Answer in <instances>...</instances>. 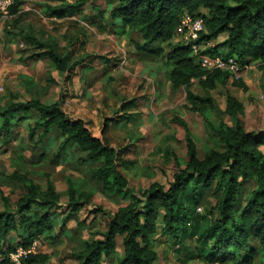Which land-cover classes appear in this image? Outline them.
<instances>
[{
	"label": "trees",
	"instance_id": "1",
	"mask_svg": "<svg viewBox=\"0 0 264 264\" xmlns=\"http://www.w3.org/2000/svg\"><path fill=\"white\" fill-rule=\"evenodd\" d=\"M25 1L14 0L10 14H19ZM95 1L40 4L46 15L63 18L82 12ZM95 12L98 17L90 16L94 24L137 32L142 41L134 43L136 49L156 58L165 55L173 62L168 75L172 88H184L186 107L205 118L219 146L201 156L188 121L176 115L174 120L186 130L187 158L173 152L175 167L169 182L154 181L139 194L122 170L124 149L108 141L112 117H105L94 130L87 117L70 116L62 98L44 101L12 94L8 105L0 107V145L15 139L18 127L28 121L29 148L39 160L86 170L89 179L78 181L68 174L67 188L61 191L48 171L40 182L22 167L8 173L9 181L0 170V264L11 263L9 255L19 244L29 245L38 236L60 244L63 234L74 242L70 256L75 264H105L119 247L123 253L116 264H156L155 241L160 237L186 248L188 254L190 244L188 257L203 264H264V128L245 127V105L231 91L224 112L235 119L234 124L206 116L216 106L211 91L219 83L230 81L243 89L248 85L243 78L233 79L227 70L204 68L191 45L174 41L185 12L202 15L206 27L200 41L224 35L207 46L206 52L219 53L224 48L226 56L242 63L258 61L264 69V0H110L109 8ZM25 37L35 43L33 48L43 49L26 51L24 60L47 57L65 78L85 62L86 57L71 62V51L61 52L54 44ZM195 81L205 93L194 90ZM5 184L20 187L17 198L4 190ZM96 190L122 197L129 194L130 199L108 215L104 229H89L88 237H79L68 226L71 220L82 222L79 214L84 209L105 213L94 203ZM210 194L215 198L211 205L207 201ZM202 206L204 210L199 211ZM13 233L18 241L10 240ZM50 259L48 252L41 251L29 255L23 264H51ZM186 260L182 263L187 264Z\"/></svg>",
	"mask_w": 264,
	"mask_h": 264
},
{
	"label": "rangeland",
	"instance_id": "2",
	"mask_svg": "<svg viewBox=\"0 0 264 264\" xmlns=\"http://www.w3.org/2000/svg\"><path fill=\"white\" fill-rule=\"evenodd\" d=\"M59 1L61 0H26L23 11L19 14L0 17V84L4 86V90H0V107L8 105L12 94L19 95L22 99L32 96L52 101L68 91L78 93L85 92L86 89L94 93L98 91L99 94H95L98 98L93 96L82 104L83 107L89 108L87 114L90 116L80 115L89 119L94 130L100 128L105 117H113L107 133L108 141L111 145L124 149L123 158L126 162H123L122 170L129 178L132 189L139 194L154 181L165 184L169 182L175 167L172 160L173 152L187 158L186 130L174 120L176 115L188 121L201 156L209 148L219 146L205 118L186 107L183 88L178 89V93H159L156 96L153 93H132L133 87L136 86L135 82H132L137 71L135 66L125 65V61L122 67L111 66L108 69L102 67L100 63L102 57H112L110 59L121 65V61L132 57L133 46L126 39L128 33L119 25L116 26L117 31L109 29L110 25L101 28L94 24L90 17L94 15V11L109 8L110 0H96L82 12L62 19L46 15L44 7L40 4ZM25 35H31L46 44H54L61 52L70 49L71 62L86 57L85 63L78 65L73 78L67 81L47 57L24 60L26 51L36 52L43 49V46L33 48L32 45L35 43H31ZM222 37L223 35L218 39ZM218 52L226 55L227 49L219 48ZM90 64L93 68L87 67ZM258 64V61H253L249 68L244 69L243 80L247 83L248 89L236 87L229 81L227 85L219 83L211 91L216 106L206 112L207 119L215 121L223 119L234 124L235 119L224 112L227 92L231 91L245 105L242 116L245 127L256 130L264 128V69ZM107 72L110 75L108 78L105 76ZM194 89L198 93H205L198 82ZM123 90L125 93H121ZM128 101L131 105L134 102L137 105L124 108ZM119 117H128L131 120L122 122L119 121ZM28 129L29 123L26 121L18 127L15 139L0 145V170L5 174L3 176L5 181H9L8 173L21 167L28 169L40 182L44 181L43 173L50 172L61 191L67 188L65 176L69 173L78 181L86 180L85 174L80 173L81 171L67 170L68 168L63 167L66 164L58 165L45 161L42 165H35L38 164V157L32 153L31 148H28L31 147L27 139ZM25 148L27 150L23 151ZM21 161L25 166L20 164ZM7 184L3 186L4 190L10 193L12 198H17L20 187ZM129 199V194L122 197L96 190L94 203L101 205L105 213L87 214V210L84 209L80 217L85 220H83L85 224L90 225L92 231L104 229L108 215ZM207 201L210 205L214 204V196L210 194ZM198 210L203 211L204 207H199ZM75 224V220L69 223L71 226ZM84 234L90 235L89 229L84 230ZM68 246L66 243L55 246L48 239H44L43 250L51 255V264L60 262L75 264L76 261L69 255ZM155 247L159 253L156 264H184L182 262L186 259L187 264H203L188 257L190 244L187 246L189 254L186 248L179 244L173 245L171 240H164L162 237L155 241ZM122 253V248L119 247L114 258L106 260V264H116Z\"/></svg>",
	"mask_w": 264,
	"mask_h": 264
},
{
	"label": "crops",
	"instance_id": "3",
	"mask_svg": "<svg viewBox=\"0 0 264 264\" xmlns=\"http://www.w3.org/2000/svg\"><path fill=\"white\" fill-rule=\"evenodd\" d=\"M21 11H23V7H22ZM93 14L97 15L95 11H94ZM52 17L56 18L54 16H52ZM96 17H98V15ZM63 18H65V17H63ZM57 19H62V18H57ZM103 23L105 24V23H107V21L103 20ZM122 30L124 32L128 33V36L126 37V39L128 40V43L133 46L132 49H131L132 50L131 51L132 52V54H131L132 57L129 58V59L126 58L125 65L135 66L136 70H137L135 75H134V77H133V79H132V82H135V85H136L135 87H133V92L132 93H141V94H143V93H153L155 96L157 94H159V93H178L177 92L178 89H181L183 87L178 88V89L172 88L170 80H169V77H168L169 72H170L171 68L173 67V62L168 60V58L165 55L156 58V57H152L150 55H147L146 53H143V52L139 51L138 49H136L134 43L136 41H142L141 35L139 33H137V32H132V31L128 30L127 28L122 29ZM113 31H117V30H113ZM223 38H224V35H223V37L221 39H223ZM221 39L206 41L205 43L207 44V46H210V45H214V43H216L218 40H221ZM177 40H179L178 37H176L174 39V41H177ZM69 51H70V49H69ZM64 52L67 53L68 50H65ZM100 56H103V55H100ZM108 58L109 59H107V56H105V57H102L100 59V63L102 64V67L104 66L105 68L108 69L111 66H116V67H122L123 66V65H121V63H118L116 61H113V59H110L112 57H108ZM72 62H74V61H72ZM80 65H82V64H80ZM75 73H76V69L74 70V73H72V75L69 78H64V79L69 81L70 79L73 78ZM105 76L108 78L110 75L107 72V74ZM120 81L121 80H118V82H120ZM196 82L197 81L194 82L193 88H194V85L196 84ZM85 89H86V86H85ZM83 92L84 91H82L81 93H78V92H75V91L74 92L73 91H68L66 93H63L60 97H58V98H62L63 109L72 117L73 116H79L80 114H84V115L90 116L89 114H87V111H89V108L88 107L87 108L83 107L82 104L85 101H88V100L92 99V97L95 96V94H97V95L99 94L98 91H97V93H94V92H92V90L90 91L92 93H90L87 89L85 90L84 93ZM121 93H125V90H123ZM96 98H98V97H96ZM130 103L131 102L128 101V103L126 105H124V108H128L129 106L132 108L133 106L137 105V103H135V102L132 103L133 105H131ZM134 109H137V108H134ZM135 113H137V111ZM133 118L135 119L136 115H134ZM118 119H119V121H122V122L123 121L124 122H126V121L129 122L131 120V119H128V117H124V118L123 117H119ZM111 121H110L109 125L111 124ZM108 130H109V128H108ZM107 133H108V131H107ZM26 150H27V148H25L23 151H26ZM37 160H38V164H35V165H42L44 163L41 160H39L38 158H37ZM20 164H24V166H25V163H22V161H21ZM62 164H65V163H62ZM62 164L59 163L58 165H62ZM63 167L68 168L67 170L70 169L68 164H66V166H63ZM70 170H73V169H70ZM75 171H78V170H75ZM80 173H84L85 174L86 180L89 179V175H88L86 170L84 172L81 171ZM65 178H66V176H65ZM87 214H89L88 211H87ZM79 218L83 222L84 219H82L80 217V214H79ZM73 220H75V219H73ZM73 220H71V221H73ZM82 222H80V223L78 222L77 223V221H76L75 225L71 226V225L68 224V226L73 228L75 233L79 237L80 236L81 237H88L89 235L86 236L84 234V230L90 229V225L87 223L86 224L87 225L86 228H82L84 226V224H85L84 222L82 224ZM72 232H73V230H72ZM68 236L69 235L63 234V236H61V238H63V241L60 244H62V243L68 244L69 245L68 248H69V250H71V247L74 246V242H72L69 239ZM65 237L67 238L66 242H65ZM10 240L18 241L17 235L15 233H13L10 236ZM60 244L53 243L52 245L56 246V245H60ZM43 251L47 252L46 250H43ZM69 255H70V253H69ZM60 263H62V262H60ZM105 264H106V261H105Z\"/></svg>",
	"mask_w": 264,
	"mask_h": 264
},
{
	"label": "built area",
	"instance_id": "4",
	"mask_svg": "<svg viewBox=\"0 0 264 264\" xmlns=\"http://www.w3.org/2000/svg\"><path fill=\"white\" fill-rule=\"evenodd\" d=\"M14 0H0V17H8L10 14V7ZM205 19L202 15H195L185 12L177 27L176 34L178 39L191 45L193 52L201 65L208 69H223L231 73L233 79L243 78L245 68H249L251 63H242L236 57L226 56L222 53L206 52L207 44L200 41L201 33L205 30ZM126 61L124 59L123 63ZM0 90H4V86L0 84ZM44 239L42 236L35 237L29 245L19 244L11 251L10 264H23V261L29 255L43 251Z\"/></svg>",
	"mask_w": 264,
	"mask_h": 264
}]
</instances>
